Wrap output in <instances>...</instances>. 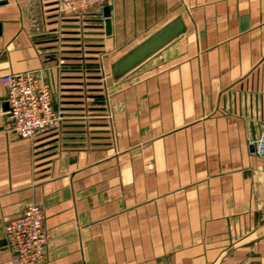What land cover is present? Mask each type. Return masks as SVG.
Masks as SVG:
<instances>
[{"label": "crops", "instance_id": "1", "mask_svg": "<svg viewBox=\"0 0 264 264\" xmlns=\"http://www.w3.org/2000/svg\"><path fill=\"white\" fill-rule=\"evenodd\" d=\"M56 13L0 0V77L40 70L70 115L55 135L8 132L0 82V264H15L4 226L29 203L49 230L44 264H264V158L250 143L264 128V0ZM176 16L185 31L112 80L111 124L99 57L110 70Z\"/></svg>", "mask_w": 264, "mask_h": 264}, {"label": "built area", "instance_id": "2", "mask_svg": "<svg viewBox=\"0 0 264 264\" xmlns=\"http://www.w3.org/2000/svg\"><path fill=\"white\" fill-rule=\"evenodd\" d=\"M106 2L107 0H54V5L56 15L61 19L75 18L77 22L84 23L90 11L101 10ZM97 63V70L102 71L103 55ZM103 73L100 76L102 82L108 77ZM0 82L6 89L8 105L6 131L26 139L49 133L55 135L70 117L64 107L54 105L52 85L40 70L6 73L0 77ZM102 96L106 113L100 116L112 124L107 87H104ZM110 129L112 130L111 126ZM250 143L253 151L264 158V128ZM4 239L15 264H44L49 230L45 226L40 205L29 203L21 214L9 220L4 226Z\"/></svg>", "mask_w": 264, "mask_h": 264}, {"label": "water", "instance_id": "3", "mask_svg": "<svg viewBox=\"0 0 264 264\" xmlns=\"http://www.w3.org/2000/svg\"><path fill=\"white\" fill-rule=\"evenodd\" d=\"M103 18L105 23V34L109 35L110 21L107 9L103 12ZM184 31L185 24L181 16L174 17L117 57L110 64L111 79L113 81L118 80Z\"/></svg>", "mask_w": 264, "mask_h": 264}, {"label": "rangeland", "instance_id": "4", "mask_svg": "<svg viewBox=\"0 0 264 264\" xmlns=\"http://www.w3.org/2000/svg\"><path fill=\"white\" fill-rule=\"evenodd\" d=\"M53 2H54V0H53ZM96 72H97L98 79H99V80H97L96 85H98L99 87L97 86V88H95V89L98 91H101V92H98L97 94L100 93L101 95H103L104 87H107L108 93L110 94L111 87H112V79H111L109 68L107 67V65H104L102 71L96 70ZM102 73L108 75V77L105 79V81L103 80V82H102V80H100V78H101L100 76L102 75ZM101 97H103V96H101ZM93 99H94V97L92 96V97H90L89 100H93Z\"/></svg>", "mask_w": 264, "mask_h": 264}]
</instances>
